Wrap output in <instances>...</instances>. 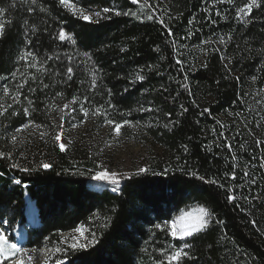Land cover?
<instances>
[{
	"label": "trees",
	"instance_id": "16d2710c",
	"mask_svg": "<svg viewBox=\"0 0 264 264\" xmlns=\"http://www.w3.org/2000/svg\"><path fill=\"white\" fill-rule=\"evenodd\" d=\"M68 2L100 16L0 0V228L15 241L23 226L20 246L59 248L66 264H167L181 248L180 264H264V0L251 12V0ZM64 101L97 124L139 125L160 154L118 185L51 136L9 158L11 131L49 127ZM195 205L208 225L173 237L174 217ZM81 226L87 248L62 242Z\"/></svg>",
	"mask_w": 264,
	"mask_h": 264
},
{
	"label": "rangeland",
	"instance_id": "374dc122",
	"mask_svg": "<svg viewBox=\"0 0 264 264\" xmlns=\"http://www.w3.org/2000/svg\"><path fill=\"white\" fill-rule=\"evenodd\" d=\"M65 5L71 11L74 7V13L80 17H82L81 13L90 15L92 18L97 17L95 12L84 11L69 2ZM11 100L13 98H10L9 102ZM65 105L68 107H65ZM82 114V112L75 110L71 102L64 101L51 105L49 109V127L39 126L38 124L29 122L11 131L7 146L11 149L9 150L8 157L11 158L13 156L14 160L21 157L20 160H25L29 152L36 153L32 149L38 148L44 138L51 136L57 143L59 149L60 144L63 143L65 149L62 151L69 150L76 161L93 163L96 172L102 170L116 172L119 174V180H122L131 174L139 172L140 168H146L149 158L160 154L159 147L141 130L139 125H135V123L126 124L121 128L120 134L117 135L113 130L114 125H109V123L97 124L91 118L84 116V114L80 116ZM41 133L44 135L42 136ZM58 134H61L60 140H56V135ZM13 137L16 139L13 140ZM105 183L109 184L108 182ZM102 185V183L98 184V186ZM201 207L195 205L176 215L173 222H176L177 230H181L182 224L178 219L179 217L190 213L191 215L185 216L183 224H191L199 216V209ZM27 211L29 216L33 218L36 210L32 200L27 205ZM79 228L83 230V236L75 229L69 233L62 234V242L69 246L75 242L84 243L86 240L85 229L82 226ZM4 233L9 238V231H4ZM25 234V228L23 226H17L14 233L15 241L13 238H9V242L16 243L20 246ZM24 249H27V254L33 257L32 264H44L45 260H48L49 264H55L57 259H62L55 247L45 246L40 249ZM24 258L26 260V257ZM63 260L64 264H66L67 261L65 259ZM7 264H10V262L8 261Z\"/></svg>",
	"mask_w": 264,
	"mask_h": 264
},
{
	"label": "snow or ice",
	"instance_id": "6c2138e0",
	"mask_svg": "<svg viewBox=\"0 0 264 264\" xmlns=\"http://www.w3.org/2000/svg\"><path fill=\"white\" fill-rule=\"evenodd\" d=\"M33 2H35V0H33ZM68 2V0H60L61 5H65ZM254 7H260V3L259 0H251L250 3L246 4L244 8L241 9V12L247 11V12H251V10ZM5 9L0 8V15H3L5 13ZM72 11L75 12V8H72ZM110 9L105 8L103 9V12L107 13L109 12ZM117 15H119L120 13H116ZM95 15L98 17L100 16V12L95 13ZM81 16L84 20H91L92 16L90 15H84L83 13H81ZM148 19H152L153 17L151 15H149L147 17ZM4 31V23L2 21H0V35L3 34ZM59 38L61 40H65L66 37V33L62 30L59 34ZM24 57H22L23 59ZM69 73L72 72L71 68H68L67 70ZM139 79L143 80L144 77L140 76ZM65 107H68L67 105H65ZM99 111V110H98ZM85 115H87V113H85ZM109 125H114V131L117 133V135L120 134L121 132V128L126 125L129 124L130 121H123V123H115L113 120H108ZM41 135L43 136L44 134L41 133ZM13 140H15L16 138L13 137ZM61 139V134L56 135V140H60ZM60 149L64 150L65 149V145L63 143L60 144ZM5 156V153L0 152V157ZM15 167V165H14ZM43 168L47 169V168H51L52 166L50 164H43L42 165ZM24 171H28V169H24ZM148 169L147 168H140L139 169V173H145L147 172ZM138 173V174H139ZM95 180L97 181H103V182H108L110 184L113 185H118L120 183L119 180V174L116 172H109L107 170H102V171H98L95 174L94 177ZM203 179V178H201ZM214 182V181H213ZM19 183V182H17ZM115 191V189H113ZM229 199H235V197H229ZM191 215L190 213H186L185 216H189ZM185 216H181L178 219L182 222L181 224V230H177L176 227V222L172 223L171 226V235L173 237L179 238V239H184L186 237L192 236L194 233L200 232L201 230H203L209 223V218H210V213L209 210L207 208L201 207L199 209V216L196 218L195 222L188 224V225H184L183 221L185 219ZM157 227H161L160 225H157ZM77 232H80L81 236L84 235L83 230L78 228L76 229ZM74 239H78V238H74ZM97 241L95 239V236H92V240L91 243L95 244ZM89 246V243L85 242V243H80V242H75L71 245V247L73 249H84L87 248ZM57 252L60 251L59 248L56 249ZM28 250L24 249L22 247H20L18 244L16 243H10L9 242V238L7 237V235L4 233V230L2 228H0V264H4V262L9 261L10 264H32L33 261V257L31 255H28ZM188 253L186 251H184V249H177L176 251L172 252L171 254H168L166 256L167 258V264H180V261L182 260V258L187 257ZM19 257V258H17ZM26 257V260L25 258ZM44 264H49L48 260L44 261ZM55 264H64V260L63 259H57L55 261ZM161 264H163V262H161Z\"/></svg>",
	"mask_w": 264,
	"mask_h": 264
}]
</instances>
